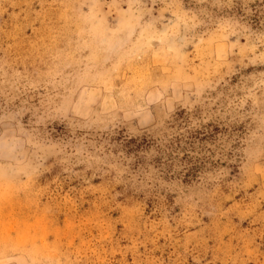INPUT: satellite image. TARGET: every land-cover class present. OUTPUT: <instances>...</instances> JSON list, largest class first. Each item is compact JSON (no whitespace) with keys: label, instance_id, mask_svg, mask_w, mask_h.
Wrapping results in <instances>:
<instances>
[{"label":"rangeland","instance_id":"rangeland-1","mask_svg":"<svg viewBox=\"0 0 264 264\" xmlns=\"http://www.w3.org/2000/svg\"><path fill=\"white\" fill-rule=\"evenodd\" d=\"M0 264H264V0H0Z\"/></svg>","mask_w":264,"mask_h":264}]
</instances>
